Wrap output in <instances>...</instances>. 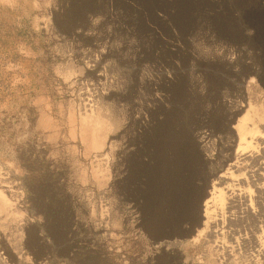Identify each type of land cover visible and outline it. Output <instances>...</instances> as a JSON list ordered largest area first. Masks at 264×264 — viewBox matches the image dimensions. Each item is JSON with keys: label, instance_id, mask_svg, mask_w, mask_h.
Returning <instances> with one entry per match:
<instances>
[{"label": "rangeland", "instance_id": "374dc122", "mask_svg": "<svg viewBox=\"0 0 264 264\" xmlns=\"http://www.w3.org/2000/svg\"><path fill=\"white\" fill-rule=\"evenodd\" d=\"M256 7L0 0V264H251L264 194L237 179L257 164L230 166L248 105L264 117ZM246 187L243 211L231 192ZM213 188L219 220L238 205L229 259L204 225Z\"/></svg>", "mask_w": 264, "mask_h": 264}, {"label": "bare ground", "instance_id": "6f19581e", "mask_svg": "<svg viewBox=\"0 0 264 264\" xmlns=\"http://www.w3.org/2000/svg\"><path fill=\"white\" fill-rule=\"evenodd\" d=\"M261 9L262 8L259 9L256 7L255 10H252V11H254L253 12L254 14H251L252 11L250 12L249 19L247 18L249 23L255 24V25L256 24L264 25V9H262V10ZM260 27H255L256 32H257L256 35L261 33ZM262 31L264 32V29H262ZM230 36H231V38H234L235 34H232ZM263 36H264V33H263ZM263 36H261V37H263ZM225 109L227 112V118L231 119L235 114H237L241 111L242 105L240 103L238 104V102H237V104H235V105H231V106L228 105ZM263 120H264V117L262 118L257 113L255 108L249 104L248 108L244 111V114L238 120V124H237L238 148H237L236 152H234L235 153V155H234L235 160L233 163H231V166H230L232 168L234 167L238 171L239 170L238 164H240L241 162H244V163L249 162V163L257 164V167L250 170V173L248 170L247 176L245 175V173L241 172V173H239L240 176L237 179H239L238 181L241 184H244L246 186L249 183L252 184V186L254 187V190H256L257 194H260V195L264 194V160L261 159L262 158L261 155H262V153H264V134L261 132V130L257 124H260V126L262 127V130L264 132V121ZM199 138H200L199 142L202 143L200 147H202L204 149L207 146V142L209 141V139L205 135L201 136ZM220 177L226 178L228 176H227V174H221ZM225 188H229V187H225ZM227 190H229V189H227ZM210 193L212 194L211 201L213 203L210 205L208 203V201L205 202V205H204L205 206L204 225H205V227H207V229L209 228V230H211L210 233H213L212 236H214L216 239H219L215 243V246L217 247V249L218 248L220 249L221 257L223 259H229V258H232L233 253L238 249V246L240 244L239 243L240 236H232V233L229 234L230 229L224 231L221 224H225V221L227 219H231V216H234L233 210H231V208L232 207L235 208V207L232 204L233 202L232 203L229 202L228 206H227V209H228L227 211L229 212L228 215H226L224 212L221 213V211H220V213L223 214V217L221 218V220H219L218 213L215 214V211L213 209H211L210 207L215 203L222 205L224 203L225 192L222 188H213L212 192H210ZM250 193H251V189L249 187H246V190H243V188H241L237 194H234L231 192L232 197L238 198L237 201L240 200V202L242 204V206L240 207V210L241 209L243 211H245L246 209H252L253 210V208H252L253 197ZM260 195H257V197ZM231 200H233V199H231ZM255 201H257V200H255ZM239 203H237V204H239ZM237 206H236V208H237ZM202 232H203V230L200 229L197 235L198 236L201 235ZM197 237H194L193 240H197ZM262 237H263L262 234H259V235L253 234L252 235V239H253L251 241V243L253 244L252 247L253 248L257 247V248L254 249L255 254H252V256H250V258H249L251 264H256V262L259 261L260 258H264V239L262 240Z\"/></svg>", "mask_w": 264, "mask_h": 264}]
</instances>
